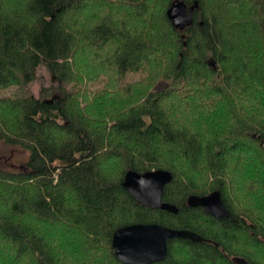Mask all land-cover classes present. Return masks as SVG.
<instances>
[{"label":"trees","instance_id":"trees-1","mask_svg":"<svg viewBox=\"0 0 264 264\" xmlns=\"http://www.w3.org/2000/svg\"><path fill=\"white\" fill-rule=\"evenodd\" d=\"M173 1L0 0V264H126L113 234L136 223L211 240L152 264H264V0H184V30ZM41 66L50 98L27 91ZM158 169L177 214L123 186ZM214 191L231 217L188 205Z\"/></svg>","mask_w":264,"mask_h":264},{"label":"water","instance_id":"water-1","mask_svg":"<svg viewBox=\"0 0 264 264\" xmlns=\"http://www.w3.org/2000/svg\"><path fill=\"white\" fill-rule=\"evenodd\" d=\"M198 7V1L188 6L184 0H174L168 10V17L175 28L184 30L194 23V12ZM209 65L216 67V61L209 60ZM173 178V173L165 169L147 172L129 170L123 186L139 204L177 214L180 208L163 199L165 187ZM187 202L190 207L204 208L205 212L213 217H231L220 191L204 196L191 195ZM176 238L191 242H211L193 230L174 229L158 223H136L116 229L112 246L116 257L123 263L152 264L167 258L169 242ZM238 263L249 264L244 258L238 259Z\"/></svg>","mask_w":264,"mask_h":264},{"label":"rangeland","instance_id":"rangeland-1","mask_svg":"<svg viewBox=\"0 0 264 264\" xmlns=\"http://www.w3.org/2000/svg\"><path fill=\"white\" fill-rule=\"evenodd\" d=\"M138 78H139V75H130L129 80H137ZM105 81L106 80L102 78L98 82L88 84L89 85L88 87L94 91H98L104 87ZM164 85L165 83L163 82L159 84V86H164ZM56 86L57 84L53 81V78L49 74L47 69L44 66H41L38 70L37 79L29 85L27 91L35 95L36 97H41L44 95L45 98H50L49 91L53 90ZM15 92H16V88H12V89L5 90V91H0V96L14 94ZM13 154H15V157H13L10 161L8 160V164L16 168L25 159L26 154L24 152L22 153L18 149L14 150ZM8 159H9V156H8Z\"/></svg>","mask_w":264,"mask_h":264}]
</instances>
